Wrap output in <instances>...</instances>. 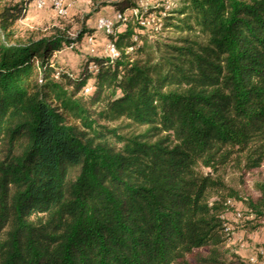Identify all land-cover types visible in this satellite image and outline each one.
I'll use <instances>...</instances> for the list:
<instances>
[{"label": "trees", "instance_id": "16d2710c", "mask_svg": "<svg viewBox=\"0 0 264 264\" xmlns=\"http://www.w3.org/2000/svg\"><path fill=\"white\" fill-rule=\"evenodd\" d=\"M31 1L0 0V264H245L226 177L264 163V0L114 3L119 58L78 76L54 54L84 32L15 30Z\"/></svg>", "mask_w": 264, "mask_h": 264}, {"label": "rangeland", "instance_id": "374dc122", "mask_svg": "<svg viewBox=\"0 0 264 264\" xmlns=\"http://www.w3.org/2000/svg\"><path fill=\"white\" fill-rule=\"evenodd\" d=\"M19 1L26 0H16V2ZM120 1L122 0H65L67 16L60 17L48 5L44 9H37L32 0L27 5L24 17L16 23L15 30L20 36L29 33L39 36L47 35L52 30H60L72 41L77 39L79 33L84 32L81 40L72 44L73 48L65 47L54 54L59 69L67 74L78 76L85 61L94 58L89 55L85 37H94L98 47L104 45L105 38L96 31V21L100 17L112 18L116 13L113 4ZM130 1L135 3L134 8L138 11L150 7L151 4L157 9H162V5H165L168 0ZM172 3H175L177 7L180 0H172ZM129 13L130 11L126 14ZM155 23L147 19L146 29L153 28ZM156 30L158 31L159 27H156ZM226 183L237 191L241 198V201H234L233 209L225 216L226 224L231 229L227 244L229 256H237L245 264H264V254H260L261 251L264 252V221L259 222L253 211L245 205L246 200L261 199L258 187L264 186V163L259 170L244 176L229 173ZM237 212L242 214L241 219L236 218Z\"/></svg>", "mask_w": 264, "mask_h": 264}, {"label": "built area", "instance_id": "2783aa9c", "mask_svg": "<svg viewBox=\"0 0 264 264\" xmlns=\"http://www.w3.org/2000/svg\"><path fill=\"white\" fill-rule=\"evenodd\" d=\"M157 1V0H154ZM49 6L52 11L60 17H66L67 16V8L65 4V0H34V6L37 9H44L46 6ZM149 8H156L152 4L148 8H143V10H147ZM173 8H176L175 3H172V0L165 5H162V12L161 15L165 16V13ZM136 10V9H135ZM134 10V14L137 13V10ZM127 14H121L116 12L115 15L112 18H106V17H100L96 21V31L98 33H101L104 36V45L101 47H98L97 42L94 37L87 36L85 37L86 43L88 45V52L91 57H97V58H103L106 60H109L110 62L116 61V59L119 58V51L115 47L114 43L110 40V36L114 34V26L118 22H124L126 20ZM148 19H150L153 23H159V20L156 18L154 14H150ZM147 20V19H146ZM146 20L142 22L141 24L145 26ZM122 28H120L121 30ZM68 48V47H67ZM73 48V45L69 46V49ZM89 69L91 71L96 70V66L91 64ZM91 87H87L85 89V93H90ZM227 204L230 207L234 206V203L232 201H228ZM237 219L242 218V214L240 212H237L235 214ZM226 227V233L230 235V227L228 224L225 225ZM260 254H264L263 251L260 252ZM255 262L254 260H252Z\"/></svg>", "mask_w": 264, "mask_h": 264}, {"label": "crops", "instance_id": "0c3cea01", "mask_svg": "<svg viewBox=\"0 0 264 264\" xmlns=\"http://www.w3.org/2000/svg\"><path fill=\"white\" fill-rule=\"evenodd\" d=\"M69 1V0H68ZM69 4V3H68Z\"/></svg>", "mask_w": 264, "mask_h": 264}]
</instances>
